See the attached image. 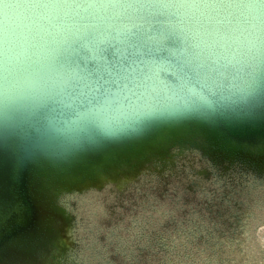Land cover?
I'll use <instances>...</instances> for the list:
<instances>
[{"label": "water", "instance_id": "obj_1", "mask_svg": "<svg viewBox=\"0 0 264 264\" xmlns=\"http://www.w3.org/2000/svg\"><path fill=\"white\" fill-rule=\"evenodd\" d=\"M179 111L264 148V0H0V254L39 225L46 157Z\"/></svg>", "mask_w": 264, "mask_h": 264}, {"label": "rangeland", "instance_id": "obj_2", "mask_svg": "<svg viewBox=\"0 0 264 264\" xmlns=\"http://www.w3.org/2000/svg\"><path fill=\"white\" fill-rule=\"evenodd\" d=\"M181 112L90 156L46 157L39 225L0 264H264V148Z\"/></svg>", "mask_w": 264, "mask_h": 264}, {"label": "clouds", "instance_id": "obj_3", "mask_svg": "<svg viewBox=\"0 0 264 264\" xmlns=\"http://www.w3.org/2000/svg\"><path fill=\"white\" fill-rule=\"evenodd\" d=\"M255 235H256L257 241L260 244V251H264V227L257 229ZM256 252H257V249L255 248V246H253L251 249V253L256 254Z\"/></svg>", "mask_w": 264, "mask_h": 264}, {"label": "trees", "instance_id": "obj_4", "mask_svg": "<svg viewBox=\"0 0 264 264\" xmlns=\"http://www.w3.org/2000/svg\"><path fill=\"white\" fill-rule=\"evenodd\" d=\"M209 264H218V261L214 260L213 262H209Z\"/></svg>", "mask_w": 264, "mask_h": 264}]
</instances>
